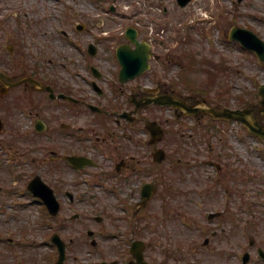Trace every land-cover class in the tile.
Wrapping results in <instances>:
<instances>
[{
	"label": "rangeland",
	"instance_id": "rangeland-1",
	"mask_svg": "<svg viewBox=\"0 0 264 264\" xmlns=\"http://www.w3.org/2000/svg\"><path fill=\"white\" fill-rule=\"evenodd\" d=\"M165 6L168 9L167 13L163 11ZM112 7H114V10H112ZM150 10L152 12L151 17L146 14ZM13 11H16V13L12 14ZM202 11L205 12L204 15L201 13ZM0 21V29L8 26L14 32L13 38L17 40L20 38L26 44L24 50L27 58L19 62L20 68L13 71L17 78L28 72L23 66L31 62L32 50L26 42L40 39L37 42H43L48 46L39 49L36 52L38 56L52 55L56 58L58 56L66 57L68 60L67 66L64 64L50 66L49 71L42 70V64H38L40 74L43 76V72H45L56 76L54 80L59 83L60 88H63L64 85H70L76 91L80 88L76 83L84 84L85 89L82 92L90 102H92L91 96L94 94L86 83L93 78L89 66L94 64L106 68V76L100 84L104 87L107 96L99 97L97 92L94 95L101 100V105H105V107L119 101V99H116L113 84V76L116 71L114 65L117 62L115 48L125 41V31L129 26H134L140 31L143 30L142 35L144 37L152 33V36L164 41L163 44H155V49L164 53L167 67L161 68L157 65L148 77L157 78V75L160 74L166 80L173 82L174 85L171 86L182 92L201 91L210 93L214 97L218 95L220 100L228 102L229 105L238 106L256 99L257 89L264 82V63L259 60L256 54L241 48L238 43L226 40L229 30L234 24L251 28L264 39V0H193L185 8L180 7L176 0H0ZM82 23L86 24V28L77 30L76 26ZM217 24H219L218 27ZM64 31L68 33V36H61ZM73 36L77 39L78 44L82 43L84 55L81 54L79 45H75L74 48L67 43V41L70 42L73 39ZM97 37L101 39L99 54L91 57L86 50L88 44L95 42ZM114 38L116 42L113 41ZM6 39L8 37L4 39V46H1L0 43V54L2 53L5 56L4 58L8 60L9 53L6 51ZM183 52H190L192 61H189L184 55L181 59L180 56ZM70 58L74 60L77 58L79 61H76V63H81L82 68H75V65L71 64ZM47 60L46 58L45 61L47 62ZM85 63L87 68H84ZM221 64L227 65L228 69L219 72V69H222ZM142 81L147 84L150 83L147 77L143 78ZM210 82L212 85L208 84ZM31 93L34 94L35 92L22 86L13 90L7 97L8 102H12V105L6 103L11 107V109L4 112L7 121L5 122L6 133L4 134L6 146L4 148L0 147V180L3 181L7 189H11L15 185L13 182H15L14 175L16 173L14 174L12 162L9 163L6 159V152L18 153L17 160H21L22 157L26 160L44 157L42 148L39 149V155H36L40 156L42 154L41 157H36L35 155L30 156V153L26 152L23 147L17 146L18 141L12 147L7 143V141L13 143V137L7 133L9 131L8 126L11 127L16 124L19 129H25L21 126L25 124L23 122L26 114H20L22 110H20L18 102L30 109L28 103L30 102L31 97L29 95ZM16 95L22 96L24 100L16 101L18 100ZM35 102L36 104L41 103L42 109L53 112L56 116L55 119H57V121L54 120L56 127L60 121L62 122L65 119L61 120L63 110L66 109L65 105L45 98L43 94H36ZM2 109L3 107L0 104V113ZM84 110L91 118L93 111L88 106H84ZM145 112H147L150 119L166 113L165 111L162 113L157 106L149 107ZM233 123L226 127L225 123L216 122V126L210 130L209 135H207L208 132L205 129L201 131L202 127L195 126L194 128H187L184 137L179 135L178 139L180 141L172 149L175 152L174 155L163 162L165 169L164 183L161 181L159 191L150 201L148 208L150 212L152 211L151 214L154 215V224L158 226V236L162 240L161 244L166 242L169 237L181 239V236H183L191 239L194 236L199 243L198 246H201L205 237L210 235V231L203 235L201 229L192 228L188 225L185 226L190 228V231L184 229L182 224L185 220L183 217L185 215L189 217L190 215L192 218H197L199 222L204 220L202 221L204 224V222H207L208 211L220 207L221 198L218 197L219 201L217 203L207 200L206 207L201 209L198 202L206 200V197L199 194L189 195L190 193L185 195L184 192L185 189L188 191V189L213 188L214 179L211 176L215 172L220 174L219 171L214 167L204 165L196 168H182V173L177 174L174 172L175 168L170 167V163L177 165V160H181L185 165L187 163L195 164L205 158L224 163L225 168L221 171L222 183L223 185L226 184L223 178L226 177L228 184H231L235 189H239L238 206L243 211V228L246 238L258 237L264 242V143L248 130H242L238 123ZM173 127H176L178 131L181 130L180 126H169L170 129ZM58 132L59 136H56L58 139L53 138L48 147L54 149L61 147L60 138H62L61 133L63 131L58 129ZM167 136L169 135L167 134ZM200 141H209L210 149H206L202 144L198 145L197 142ZM87 143L89 144L88 141ZM25 144L28 146L27 143ZM47 156L49 158L51 153ZM39 163H41L39 160H35L22 167H16V171L18 170L22 175L18 181L16 180L17 186L15 189L25 190L24 188L31 179L32 174L38 171L48 182L54 185L57 184L60 188L77 190L75 204L83 212L85 221L89 223L94 221L91 220L90 214L96 210V206L102 209V207L106 208L112 203L114 204L115 201L108 193L113 178L104 181L108 186L98 187V192H90L82 178H79L77 182V179H74L69 173L67 175L62 174L66 171L52 170L45 164ZM9 168L12 170L7 171ZM86 176L91 181H95L93 176L87 174ZM169 184L175 189H180L181 192L171 193L168 201L161 200L160 193ZM94 189L96 190V187ZM95 193L96 197L94 196ZM61 196L63 197L61 198L63 203L65 201V209L69 206L68 197L64 196L63 193H61ZM18 199L28 200L27 197H19L15 200L11 197L10 199L6 198V202L17 204ZM97 202L98 204H96ZM166 204L173 208L175 212L177 211L178 214L181 211L182 216L178 217L180 222L172 223L161 220V208L162 205L165 206ZM27 205L28 207L18 212L20 215L16 218L15 226L0 225V237L5 242L0 243V264H10L14 260V264H20L19 261L22 264H43L41 258L45 252L44 247L39 249L32 244L33 241L40 240L42 232L39 229L43 214L38 211L39 206L37 203ZM176 207H179L180 211ZM250 208L254 209L252 215L256 212L254 216L250 214ZM79 210L75 209L70 212L67 209L71 213L70 215L75 211L80 212ZM64 212L58 220L53 222L54 225L59 221L58 224L61 227L62 218L67 215ZM97 212L100 213V211ZM97 212L94 211L92 215ZM88 216L90 217L88 218ZM93 226L91 227L94 228ZM227 228L230 231L233 229L231 225H228ZM108 229L110 228L108 227ZM9 231L14 233L16 242H18L16 246L13 245L15 246V252L9 249L10 245H7V240L4 238V236L9 235ZM62 231L68 232L67 229ZM233 231L236 232V230ZM241 241L242 239L239 243ZM109 243L105 239L104 245L106 248ZM80 245L86 248L83 252L84 256H88L87 250L91 246L84 240ZM227 247L230 248L231 245L228 244ZM46 250L48 251L47 248ZM207 251L206 247L198 248L193 262L204 264L207 259ZM54 254L55 249L53 248V256H56Z\"/></svg>",
	"mask_w": 264,
	"mask_h": 264
},
{
	"label": "flooded vegetation",
	"instance_id": "flooded-vegetation-1",
	"mask_svg": "<svg viewBox=\"0 0 264 264\" xmlns=\"http://www.w3.org/2000/svg\"><path fill=\"white\" fill-rule=\"evenodd\" d=\"M3 73L4 81L12 80L10 79L12 76L8 72L4 71ZM140 78L141 76L133 79L136 80L135 82L133 80L124 82L122 86H117L118 82H115L114 90L117 91L116 99H119V101L110 104L109 107L103 105L104 107H102L101 110L96 111L99 113H93L91 118H89V115L85 113L82 107H79L84 104L85 99L77 95L79 100L76 102L73 101L75 107L66 108L61 118V120L65 118V121H62L61 124H57V127L60 125L63 131V133H61L62 138H60L61 152L52 150L54 155L51 156L50 161L46 162V164H48V166L55 165V170H64L66 172H62V174L67 175V173H69L77 180L79 178L84 179L85 176L83 174L85 173L91 176L93 175L96 180V192H98L101 178H108L109 180L113 178L110 194L114 201H119L123 197V201L120 203L124 204L121 205L120 208L128 214L127 220L121 223L119 222L120 219L124 218L115 215L117 211L115 209L116 204L111 205L109 210H104V208H102L100 211L108 216L111 225L115 229L113 231V236L116 241L110 244L108 253L110 257L118 260V264H126V259L130 260V264H134L135 259L132 250L135 241H141L138 242L136 250L141 251L143 249L145 257L149 259L151 263L153 261H158L157 264H181L179 257L181 256L180 247L178 246L177 249L171 247L167 248L166 246L162 248L159 247V238L153 237L155 230L149 224L150 210L148 208L150 205L147 204L140 207L139 203L142 200L141 195L144 182L151 178V181L157 186L158 184L161 185V181H164V161L161 163L155 162L153 156L156 151L162 148L166 149V154L172 153L171 150L177 145L180 132L176 127L170 129L169 126L171 123L176 122L177 126L180 125L181 135L185 136L186 128L189 127L185 122L188 117L181 115L184 113L182 110H177L170 106L158 105L161 107V112L164 113L165 111L166 113L161 114L156 119L160 123L166 125V129L160 141L152 142L146 126L149 115L145 112V108L137 109L133 100L169 93L176 95V92L175 89L166 82L162 83L159 81L157 84L153 82L147 84ZM3 86L4 84L0 79V90ZM94 94L96 95L95 90ZM33 97H36V94H34ZM181 97L188 98V100L190 99L189 102L192 104H200L205 100L204 98ZM33 100H35V98H33ZM32 106L34 108H31L29 111L24 125L30 128L31 135H28L26 131L19 130L17 131L18 135L16 142L18 141V143L24 146H26L25 143H27V145L34 143L35 148L31 151V155L36 156L40 153L37 142L40 147H43L46 143H51L52 139L59 135L57 127L54 125V120L57 121V119H55L56 116L53 112L42 109L41 103H35ZM203 117L205 116L202 114L197 115L196 117H192L190 122L195 123L198 120L201 121ZM44 126L46 130L39 131V129ZM86 129L88 130L85 131ZM3 133L4 131L0 133V137H2L0 139V144L4 146ZM167 134L169 136H167ZM85 138H89V144L87 145L85 144ZM21 139L23 140L21 141ZM205 144H208V142L202 143V146H205ZM87 152L88 155L96 161V166L77 168L66 159V155L68 154L85 155ZM42 153H45V151ZM45 158L46 156H44V159ZM59 161L61 162L58 163ZM170 167L175 168V164L170 163ZM217 167L222 169V165H217ZM71 191L73 192L74 198L70 200V204L67 206L66 210L78 209L77 204H72L75 203V193L77 190L72 189ZM71 191L66 190V193L68 194V192ZM162 192L170 196L171 193L181 192V190L169 188L166 185ZM188 192L190 193L189 195H191L198 192L203 193L204 190L190 189V191H187L185 189L184 193L187 194ZM224 193L230 194V197L221 202V214L216 217L217 219L222 218L216 225L222 227L223 234L219 237L218 231L213 230L214 236L207 246V264H230V262L235 261L234 257L238 253L235 252L229 255L226 251V246L228 244H238L243 237V233L240 231L242 215L238 206L237 190L214 189L210 192V194H213L215 197L222 196ZM96 204H98V202ZM164 207L167 210L166 212H162V216L166 214V218L170 221L172 217L174 218L175 213L173 211L171 214L170 208H168L167 205ZM96 209H99V206H96ZM111 209H114V212L111 211ZM95 218L98 220L99 224H103V214H97ZM66 223V227L73 228L84 222L74 219L68 220ZM122 224L128 227L129 231L123 230L121 228ZM228 225L233 227L230 232L227 231ZM88 226L89 224L86 223V227ZM94 230V237L98 236V238L101 239L105 232L103 227L95 225ZM233 230H236V232ZM71 238H75V236ZM168 241L174 242L175 238H170ZM74 242L75 239L72 243H68L67 245L66 264H83L79 255L75 253V250L80 247L79 240L76 243ZM154 242L157 246V258L152 254ZM93 244L95 247H99L98 242ZM250 244L252 252L249 264H259L258 260L256 261V257L258 258L259 256L258 251L261 243L260 241L256 243L255 240H251ZM232 249L237 250L238 246ZM194 250L195 248L193 246L186 248L182 264H191L190 260L193 257ZM255 252H257V254H255ZM87 253L89 254V258L104 259V251L101 247L97 250L96 248L94 250L90 249Z\"/></svg>",
	"mask_w": 264,
	"mask_h": 264
},
{
	"label": "water",
	"instance_id": "water-1",
	"mask_svg": "<svg viewBox=\"0 0 264 264\" xmlns=\"http://www.w3.org/2000/svg\"><path fill=\"white\" fill-rule=\"evenodd\" d=\"M186 1L187 0H184L182 3H186ZM237 30L238 29L235 28L234 31L236 32ZM239 30L241 31L242 34H244V36L248 35L250 37L251 42L254 44L253 45L251 43L250 46L258 50L259 53L264 54V43L260 41L256 37L255 34L247 30H241V29ZM127 36L137 44V48L132 49L129 45H122L118 49V55L123 65L122 74L126 77H129V76H134L135 74L141 73L142 71L146 69V67H148L149 55L147 51L149 47L146 44L140 43L136 39L137 32L134 29H129L127 32ZM238 37H242V36L239 35ZM92 53L94 52L92 51ZM130 71H134V74H131ZM46 88H49V87H46ZM260 95L262 96V99L260 100V104L262 106L261 113L264 116V85L261 86ZM222 116L228 117V118L236 117V118H240L244 120V122L249 126L251 130L255 131L257 134L262 136V138L264 139V125L259 122L258 117L252 114L251 109L231 110V109L225 108L222 111ZM149 128L153 131L157 130L154 123H150ZM32 185L33 184L31 183L30 185L31 188H32ZM43 196L47 199L49 204L52 205L54 209L53 213H56V210L58 209V203L56 201V198L52 190L49 189L48 191H45L43 193ZM62 260H63V256L61 257V260L58 264H63Z\"/></svg>",
	"mask_w": 264,
	"mask_h": 264
}]
</instances>
